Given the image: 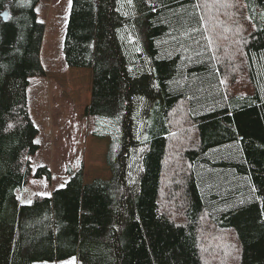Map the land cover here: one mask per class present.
Wrapping results in <instances>:
<instances>
[{
    "label": "trees",
    "instance_id": "trees-1",
    "mask_svg": "<svg viewBox=\"0 0 264 264\" xmlns=\"http://www.w3.org/2000/svg\"><path fill=\"white\" fill-rule=\"evenodd\" d=\"M39 2L0 0V264H209L205 230L232 233L238 264H264V0H71L63 58L91 72L84 114L114 123L97 135L110 139V176L85 182L81 165L24 204L39 148L27 100L44 72ZM234 73L248 92L225 86ZM198 97L217 102L200 113ZM180 103L186 144L170 125Z\"/></svg>",
    "mask_w": 264,
    "mask_h": 264
},
{
    "label": "rangeland",
    "instance_id": "rangeland-1",
    "mask_svg": "<svg viewBox=\"0 0 264 264\" xmlns=\"http://www.w3.org/2000/svg\"><path fill=\"white\" fill-rule=\"evenodd\" d=\"M70 1L40 0L36 7L38 21L44 24L39 53L44 72L30 78L27 91L29 112L38 129L36 142L39 148L31 156V175L28 181L17 190V195L24 204L33 195L50 196L53 190L63 187L69 176L81 165L85 182L94 178L108 179L110 176L105 163L110 139L99 138L97 135L104 129H113L114 123L107 117L84 114V108L90 101L91 72L89 69L69 67L63 58L62 43ZM207 6L203 5L204 12H212ZM222 25L227 23H218L220 28ZM206 34L214 51L219 49L213 45L214 33L211 36L206 30ZM237 35L241 36L240 31ZM233 49L238 51L235 45ZM238 79L239 84L248 92L250 86L243 75L234 73L225 79L224 84L227 88L236 89ZM197 99V110L200 113L217 102L213 100L206 105L202 103V97ZM177 108L172 112L170 125L174 133L188 135L184 138L186 144L190 140L189 136L193 135L187 119L186 105L180 103ZM235 148L237 147L233 145L221 148L220 151H234ZM41 166L49 169V178L33 176L35 170ZM209 235L206 230L200 234L202 245L207 239H216L220 246L213 253L208 247L203 248L201 245L204 261L209 264H238V246L232 233L219 231L213 238ZM71 262L76 264L74 258Z\"/></svg>",
    "mask_w": 264,
    "mask_h": 264
},
{
    "label": "water",
    "instance_id": "water-1",
    "mask_svg": "<svg viewBox=\"0 0 264 264\" xmlns=\"http://www.w3.org/2000/svg\"><path fill=\"white\" fill-rule=\"evenodd\" d=\"M2 17H3V19H5V17H6L5 13H2Z\"/></svg>",
    "mask_w": 264,
    "mask_h": 264
}]
</instances>
